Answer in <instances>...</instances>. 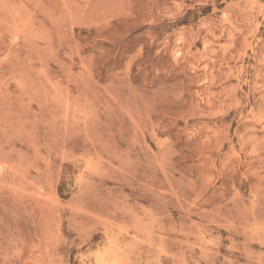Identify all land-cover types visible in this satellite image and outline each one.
<instances>
[{
    "label": "rangeland",
    "instance_id": "1",
    "mask_svg": "<svg viewBox=\"0 0 264 264\" xmlns=\"http://www.w3.org/2000/svg\"><path fill=\"white\" fill-rule=\"evenodd\" d=\"M264 264V0H0V264Z\"/></svg>",
    "mask_w": 264,
    "mask_h": 264
},
{
    "label": "bare ground",
    "instance_id": "2",
    "mask_svg": "<svg viewBox=\"0 0 264 264\" xmlns=\"http://www.w3.org/2000/svg\"><path fill=\"white\" fill-rule=\"evenodd\" d=\"M113 264V263H112Z\"/></svg>",
    "mask_w": 264,
    "mask_h": 264
}]
</instances>
